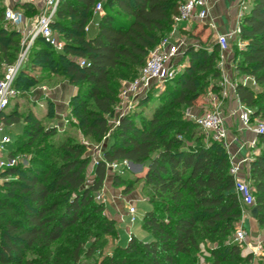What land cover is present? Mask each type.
<instances>
[{
    "label": "trees",
    "instance_id": "obj_1",
    "mask_svg": "<svg viewBox=\"0 0 264 264\" xmlns=\"http://www.w3.org/2000/svg\"><path fill=\"white\" fill-rule=\"evenodd\" d=\"M182 1L105 0L93 36L84 27L93 16L96 0L59 1L51 27L63 39V50L56 51L37 37L14 87L19 92L22 76L33 67L60 72L78 87L70 110L80 133L98 142L109 133L108 143L93 167L92 182L85 185L89 158L83 143L73 137L53 141L56 127H44L33 113L21 116L16 108L4 110L3 123L23 122L21 136L27 139L22 147L39 143L29 164H15L0 172L4 178L0 185V264H64L61 251L53 246L71 229L78 240L70 256L75 263L80 259L82 236L93 235L96 243L102 235H117L118 222L103 215L104 203L94 196L105 180L106 163L124 160L143 167L133 178L122 180L126 192L142 182L150 209L143 214L141 226L150 238L142 240L132 234L108 264H196L205 242L215 244L209 248L210 264L249 263L251 255L243 256L241 243L231 238L241 210L228 154L218 141L203 143L193 123L180 113V107L196 103L201 74L212 71L216 76L217 43L187 46L183 56L189 62L166 80L174 87L166 88L157 99L150 94L139 98L109 131L108 118L113 116L117 94L114 79L139 74L148 53L170 31ZM21 6L26 15L37 13L29 2ZM4 11L0 0V78L3 65L14 61L22 36L15 27L6 26ZM204 31L203 27L193 36L201 41ZM239 40L246 45L236 53V68L252 76L257 87L237 82L236 93L252 110V119L264 118V89L258 90L264 87V0H252L241 22ZM78 57L87 64L80 66ZM147 105L152 106L148 112ZM18 143L14 140L8 156L18 151ZM259 144L264 145V134L258 135ZM249 172L257 207L254 219L263 225L264 148L250 161ZM94 243L89 245L90 255Z\"/></svg>",
    "mask_w": 264,
    "mask_h": 264
},
{
    "label": "rangeland",
    "instance_id": "obj_2",
    "mask_svg": "<svg viewBox=\"0 0 264 264\" xmlns=\"http://www.w3.org/2000/svg\"><path fill=\"white\" fill-rule=\"evenodd\" d=\"M101 1L102 2V9L99 11V13L103 14L105 8L103 7V4L105 0H96V2ZM252 4V0L247 1V10L249 9L250 5ZM94 15V14H93ZM93 17V16H92ZM91 20V19H90ZM89 22L86 24H90ZM6 26L8 28H12V24L9 22H6ZM201 25H196L194 28L190 30H186L183 28L180 32V35H182L185 38V44L187 46H192L193 48H201L209 46L210 42H215V39L211 36L208 37V34H205V36L201 37V41H199L197 38H195L193 35L197 32L198 27ZM95 28H92V33H94ZM190 33V34H189ZM168 35V32L162 36L161 40ZM160 40V41H161ZM239 40L237 39H229L228 44V52L225 55L226 61L225 66L220 68L219 61L217 60L215 62V65L213 67L214 73L216 76H213L212 71L202 73L200 76V83L202 87L199 89V97L196 100V103L192 106H183L180 107L181 115L188 119L193 123V125L196 127V130L198 131V135L202 137V142L205 144H208L210 140L216 141L213 136L210 133H207L201 129H199L195 124V118L196 116L201 115L207 110L214 109L213 104L221 103L220 110L222 111L224 115V121L225 126L227 128L228 134L230 138L233 140L230 150L236 151V149H241L242 146L251 138L254 137L253 133L247 129H244L242 127L241 123L239 122L237 116L234 114L233 110L236 106L234 102L231 100V98H227L222 100L220 96L219 91V83L222 78L223 73H226L228 77L232 79L233 82H240V78L245 76V73H240L239 70L236 68V57H237V51L240 49H243L246 45L245 43L239 44ZM149 54V53H148ZM189 62V58L185 56H180L178 59L180 70L182 71L185 65ZM26 75L22 76L20 81V87L19 92L17 91V96L12 99L9 102L8 107L6 108V111H13L15 108L18 111V114L21 116H25L28 113H33L36 115L42 122V125L44 127H56L57 134L51 138L53 141H59L62 140L64 137H73L76 141L81 142L85 145L84 155L89 158V163L87 165L86 169V181L85 185H89L93 180V166L97 162V160L101 159L103 156V151L107 147L108 143V134L105 136L107 137V141L102 143L101 141H93L90 139H87V144H85L80 137L78 136V130L76 128H71V125L75 124L73 120H70L67 122V126L62 130L61 128L57 127L56 125H53L50 123L51 118L54 115V105L53 102L45 95L44 91L41 87H46L47 89H52L54 86H56L58 83L62 82H68L66 77L61 74L60 72H52L51 70H48L42 66H37L30 68L26 70ZM139 75V74H138ZM132 77L131 75L128 76L127 79L125 78H118L116 77L114 79V85L116 89V104L114 106V113L112 117L108 118V124L110 128V132L115 128L118 120L121 118V116L127 112H129L132 107H134V104H136L137 100L141 97H144L148 94L152 95L153 99H157L158 96L163 93L166 88L174 87L173 82H153L151 87L141 92L137 95H131L128 94L130 82L133 81L135 78L138 77ZM30 81H35L36 83L32 84V86L26 85ZM72 85V84H71ZM75 89V93L78 92V87L72 85ZM264 89V87L261 85L258 90ZM43 91V92H42ZM127 92L126 96L124 95V92ZM50 92V91H49ZM133 94V93H132ZM71 97L69 99L70 104ZM229 100V101H228ZM151 108L152 106L147 105L146 106V112L149 111L148 108ZM3 123V122H2ZM21 125V129L19 133L16 131L15 128H11L10 131L7 129V127H2L5 129V133H7L14 143V140L18 139L19 145L18 151L14 152L12 155L13 158L16 160V165H27L29 164L31 157L33 155V149L37 147L39 142H36L32 145V147H22V143L26 141V136H21L22 129H23V122H19ZM71 124V125H70ZM258 139V136L256 137ZM245 142V143H244ZM238 143L240 144L238 146ZM243 143V144H242ZM223 146V145H222ZM246 147V145H244ZM15 145L13 144L9 150L13 149ZM224 147V146H223ZM264 148L263 144H259L254 150L255 153H259ZM225 151L227 152L226 148L224 147ZM8 147L3 153H0V156L2 157L3 161H7V156L9 154ZM237 152V151H236ZM3 168L2 170H4ZM0 170V172L2 171ZM120 171H123V174H121L122 178L116 177L114 173L109 170L106 172V177L103 182V185L101 189L98 191L103 194V197L106 199V202L104 203V211L103 215H105L108 218H111L110 216H115L116 213L117 218L114 217V219L118 222L117 225V235H102L96 243H94L95 236L89 235L86 237L82 236V251L80 252V259L78 262L71 261V254L75 246L77 245V241L74 239V233L75 230L71 229L67 236L59 241L57 244L53 246V250L59 249L62 253V259L64 260V264H108V260L110 257L114 256L117 251L118 247H123L127 244L129 241V236L132 235V233L139 239L147 238V232L142 228V217L143 214L150 209V205L147 202V200H144V192L142 191V182H138L134 185L133 189L129 192H126L124 190V182L122 179H130L133 178L136 173H140L143 170V167L141 166H133L130 162L127 161L126 164H123L120 168ZM243 173H247V166L244 165ZM10 177H7L6 179H9ZM4 178L0 176V185L3 183ZM130 197H132L134 200H130ZM144 197V198H143ZM95 198V197H94ZM121 200V205L118 206V209L114 207H109L107 204L108 200L109 202H112L116 199ZM96 200V199H95ZM136 200V201H135ZM97 201V200H96ZM99 202V201H98ZM133 205L136 207V221L134 223H129L126 212L128 206ZM240 210H245L246 212L249 210L248 207L240 206ZM119 218V219H118ZM122 218V220H121ZM241 221H245L243 225L249 226V221H255L254 217L251 213H248L245 216V219L243 220L240 218L235 225V229L231 235V238L234 242H237L234 239V235L236 230L238 229L239 225L241 224ZM244 228V227H243ZM127 229V231H126ZM247 228L246 230V241H249V233H252L254 236L260 235V232L254 229ZM131 230L132 233L129 232ZM75 241V243H74ZM94 243V249L95 251L92 253V255L88 254L89 245ZM238 243V242H237ZM244 243V242H242ZM255 244V243H254ZM215 244L210 242H205L201 245V252L197 254V261L196 264H210V254H209V248L213 247ZM256 245V244H255ZM254 246V245H253ZM264 247V243H263ZM32 254H28V257H31ZM139 259V258H138ZM230 264V263H228Z\"/></svg>",
    "mask_w": 264,
    "mask_h": 264
},
{
    "label": "built area",
    "instance_id": "obj_3",
    "mask_svg": "<svg viewBox=\"0 0 264 264\" xmlns=\"http://www.w3.org/2000/svg\"><path fill=\"white\" fill-rule=\"evenodd\" d=\"M60 0H28L35 8H38V14L29 27L19 29L20 25L24 21V14L21 10L6 5L5 0H1L5 6L4 17L21 33L20 48L13 62L3 65L2 76L0 78V132L2 131L1 115L9 104L10 99L17 94L14 82L20 69L25 64L29 51L35 41V39L41 36L47 41L56 51H62L64 47L63 39L59 38L52 30L51 24L56 14V9ZM247 1L239 0L235 12V22L233 28L227 33H221L217 31L212 32V37L215 39L219 47V66L220 68L225 66L226 58L224 52L228 50L229 39L239 40L241 33V22L247 10ZM102 9V2L98 1L94 5L93 12H99ZM209 13L207 0H183L178 6V12L173 17V24L165 36L155 48H153L147 55L144 64L142 65L139 75L133 81L130 82L129 91L131 95H137L141 92L148 90L153 82H164L172 79L180 70L178 59L183 55L187 45L185 44V38L180 35L183 28L186 29L187 25L193 21H204ZM88 25L84 27L86 31ZM239 44L243 41L239 40ZM76 61L80 66L87 64L83 58H76ZM242 85L256 88L257 84L252 76L245 75L240 78ZM219 91L222 100L231 98L235 101L236 106L233 110L237 116L239 122L244 129L251 131L254 135L253 138L248 140L244 145L249 148V155L244 160H236L235 154L230 150L232 139L230 138L227 128L225 126V119L222 111L220 110L221 103L213 104L214 109L205 111L199 116H196L195 123L203 131L210 133L213 138L220 142L227 150L229 157V172L234 178V190L238 196L240 206L248 207V211H241V218L244 220L248 213H251V209L254 206V196L252 193V186L250 181L249 163L253 159L255 148L257 147L256 137L260 134H264V118H251L252 110L244 106L236 93V82H233L230 77L223 73L219 83ZM133 93V94H132ZM127 92H124L126 96ZM12 143V138L7 133H1L0 135V153H3L9 144ZM243 144V143H242ZM243 145V147H244ZM245 161L247 166V173H243ZM127 161H113L106 163L107 170L123 174L119 168L126 164ZM16 164L15 158L7 156V161H3L0 156V170L8 166ZM95 199L99 202H106L103 194L99 191L95 193ZM129 223H134L136 217V207L133 205L128 206L126 212ZM122 220V218H121ZM240 222V221H239ZM242 223L244 221H241ZM240 222V223H241ZM241 224L235 232L234 239L241 243L246 239V230ZM131 236H129L130 239Z\"/></svg>",
    "mask_w": 264,
    "mask_h": 264
},
{
    "label": "crops",
    "instance_id": "obj_4",
    "mask_svg": "<svg viewBox=\"0 0 264 264\" xmlns=\"http://www.w3.org/2000/svg\"><path fill=\"white\" fill-rule=\"evenodd\" d=\"M238 1L239 0H207V4H208V8H209V13H208L207 18L202 22L193 21V22L189 23L186 27V30H190V29L194 28V26H196V25H201L200 27H198V30L202 29L203 27L205 28V31L202 34V37L205 36V34H209L211 36L213 31H217V32H221V33H227L234 26L235 12H236V7H237ZM26 2H28V0H5L6 5L15 7V8L21 10L24 14V21L20 25L19 29L24 28V27H29L30 25H32V23L34 22L37 14H38V8H36L37 9L36 14L26 15L24 13V8L21 6L22 4H24ZM93 14L94 15L90 20V24H88V29L86 30V33L88 34V36H93L96 34L98 20H99V17L102 15L99 12H96V13L93 12ZM92 28H95L94 29L95 31H94V33L91 34ZM243 43H245V41H243ZM227 52H228V50L224 52V56L226 55ZM41 89L46 90V91H44V96L47 94L46 96L53 102V105H54V115L51 118L50 123H52L53 125H56L57 127L61 128L62 130H64V128L68 125L67 124L68 121L73 120L74 123L77 122L76 118L71 114V110H70L69 99H70V97H72L75 94V89H74V87H72V85L69 82L58 83L51 90L47 89L46 87H43V88L41 87ZM233 102H234V104H236L235 101H233ZM2 124H3V127L4 126L7 127V129L9 131L11 128H15L16 131L19 133V131L21 129L20 123H13V124L2 123ZM71 128H76L78 130L77 132L79 134L78 136L80 137V139L85 144H87V138H85L80 133V131L76 127V125L72 124ZM4 132H6V131L3 128L2 131L0 132V135H1V133H4ZM106 141H107V137H104L102 139V143L105 144ZM12 145H13V141H12V143L9 144L8 150ZM239 145L240 144L238 143V146ZM235 150L237 152L233 151V150L232 151L235 154L236 160H244L249 155V148H247V146L246 147L242 146V148L239 150L235 148ZM243 164L246 165L245 161L243 162ZM105 182H106V180H105ZM130 200H134V199L132 197H130ZM144 200H146V198H144ZM107 204L109 205V207H114V208L118 209V206L121 205V200L119 198L112 201V202H109V200H108ZM117 215L118 214L116 213L115 216L111 215L110 217L114 219V217L117 218ZM243 223H242V226L246 230H247V228L257 230L260 232V235L254 236L252 233H249V237H248L249 241L245 240L244 243L241 244L242 255L243 256L251 255V259H250L248 264H264V247H263L264 224L260 225L255 220V221H249V224H248L249 226L246 227L245 224L243 225ZM250 229H249V231H250ZM126 231H127V229H126ZM129 232L132 233L131 230H129ZM149 238H150V236L147 233V238H144L142 240H148Z\"/></svg>",
    "mask_w": 264,
    "mask_h": 264
},
{
    "label": "water",
    "instance_id": "obj_5",
    "mask_svg": "<svg viewBox=\"0 0 264 264\" xmlns=\"http://www.w3.org/2000/svg\"><path fill=\"white\" fill-rule=\"evenodd\" d=\"M130 163H131L133 166H140V167H141L140 164H135V163H132V162H130ZM256 213H257V207H256V206H253L252 209H251V214H252V216L255 217V216H256Z\"/></svg>",
    "mask_w": 264,
    "mask_h": 264
}]
</instances>
